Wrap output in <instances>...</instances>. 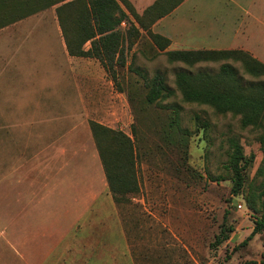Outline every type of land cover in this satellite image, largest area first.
Segmentation results:
<instances>
[{
    "label": "rangeland",
    "instance_id": "rangeland-1",
    "mask_svg": "<svg viewBox=\"0 0 264 264\" xmlns=\"http://www.w3.org/2000/svg\"><path fill=\"white\" fill-rule=\"evenodd\" d=\"M223 7L211 9L223 11ZM232 8L237 9L235 13L241 20H250V41L256 46L262 44L264 31L259 21L246 18L240 7ZM184 13L183 16L181 10L179 19L171 21L167 34L154 28L160 18L144 28L131 17L140 33L130 37L131 46L126 35L129 24L123 23L120 30L125 37L126 63L121 66L115 62L112 71H107L96 57L62 59L59 45L56 90L59 95L74 94L80 99L74 103L78 111L75 120L84 140H88L85 129L89 128L97 148L91 128V122L96 121L124 131L133 143V175L129 190L118 192L119 209L109 206L111 200L104 202L105 208L91 212L89 231L77 230L78 237L83 233L91 241L100 240L99 246H91L94 252L104 249L100 261L90 257L89 264H264V229L244 242L260 214L249 207L248 200L259 195L264 182V125L243 126L240 115L218 113L211 106L185 101L177 88L176 73H217L221 64L229 61L244 82L258 79L246 74L238 61H202L189 66L169 61L165 53L174 49H242L264 62V48L256 55L240 44L226 41L237 32L232 28L223 30L224 23L213 29L211 42L201 40V36L210 35L195 29L200 18L192 11ZM198 25L208 26L204 22ZM58 33L59 38L63 37L60 25ZM153 33L168 38L170 43L161 48ZM245 35L238 33L237 37L243 40ZM85 46L88 48L90 42ZM157 72L164 74L167 86L176 92L150 103L147 84ZM44 89L36 85L34 94L40 97ZM3 104L0 95V163L8 153L16 157L21 152L31 157L34 150L27 148L25 135L13 130L25 119L3 117ZM27 104L28 113L34 103ZM175 118L178 126L173 124ZM17 142L22 143L21 147ZM235 143L242 147L244 155V184L236 194L232 192L231 166ZM255 203L259 207L257 199ZM225 234L229 238L220 241ZM62 248L57 249V264H88L82 257H73L77 261L72 263L70 252L65 250L68 253L63 256ZM6 252L0 245V257H6Z\"/></svg>",
    "mask_w": 264,
    "mask_h": 264
},
{
    "label": "crops",
    "instance_id": "crops-1",
    "mask_svg": "<svg viewBox=\"0 0 264 264\" xmlns=\"http://www.w3.org/2000/svg\"><path fill=\"white\" fill-rule=\"evenodd\" d=\"M19 1L22 0H0V23L9 21L0 24V95L3 117L25 119L13 130L25 135L27 148L34 152L31 157L21 152L16 157L4 154L0 163V245L7 251L0 263L57 264L58 247H63V256L70 252L72 263L77 261L73 257H82L83 263L87 258L88 264L90 257L100 261L104 249L95 253L91 248L99 246L100 240L91 241L83 233L78 237L77 230L89 231L91 212L105 208L104 202L111 200L109 206L119 208L90 130L85 129L88 140H84L75 120L78 111L74 103L80 99L74 94L59 95L56 90L59 45L62 59L73 55L69 54L64 37L59 38L56 5L19 18V11L8 8ZM129 1L142 14L156 0ZM218 5L224 10L211 9ZM232 7H240L246 18L258 20L264 31V0H182L154 28L167 34L171 21L179 19L181 10L183 16L184 11H192L200 18L196 24L208 25H195L196 30L210 35L201 36V40L211 42L213 29L224 23L223 30L232 28L237 32L226 41L240 44L256 55L262 53L264 39L263 45H254L250 41V20H241ZM238 33L246 34L242 37L245 39L240 40ZM36 85H43L46 90L40 97L34 94ZM28 102L34 104L27 113ZM18 143L21 147L22 143Z\"/></svg>",
    "mask_w": 264,
    "mask_h": 264
},
{
    "label": "trees",
    "instance_id": "trees-1",
    "mask_svg": "<svg viewBox=\"0 0 264 264\" xmlns=\"http://www.w3.org/2000/svg\"><path fill=\"white\" fill-rule=\"evenodd\" d=\"M181 1L156 0L142 14L137 12L129 0H22L19 1L20 4L8 8L14 12L19 11L16 16L20 18L56 5L59 25L69 54L96 57L107 71H112L115 62L121 66L126 63L123 46L125 37L120 30L123 23L129 24L126 35L131 46L130 37L135 33L140 34L131 15L146 28L148 24L152 25L157 19L171 12ZM145 18L149 20L146 23ZM7 22L9 21L0 24ZM152 35L161 48L170 43L169 39L161 34ZM87 42H90L88 48L85 47ZM165 53L169 61H180L189 66L202 61L240 62L244 72L258 80L244 82L235 66L226 61L221 64L217 73L178 71L177 88L187 102L211 106L218 113L240 115L243 126L264 125V62L242 49H174ZM147 85L149 88L147 100L150 103L164 100L176 92L167 86L164 74L159 72L149 79ZM173 124L179 125L177 118L173 120ZM91 128L109 188L118 204L120 200L118 192L129 190V179L133 175L131 137L122 130L113 129L96 121L91 122ZM243 157L242 147L235 143L231 163L234 194L238 193L244 184L241 165ZM254 199L258 200L259 207ZM248 203L251 209L259 210L260 214L256 215L255 227L244 242L264 229V182L259 195L254 194ZM227 238L229 234L223 235L220 241Z\"/></svg>",
    "mask_w": 264,
    "mask_h": 264
},
{
    "label": "built area",
    "instance_id": "built-area-1",
    "mask_svg": "<svg viewBox=\"0 0 264 264\" xmlns=\"http://www.w3.org/2000/svg\"><path fill=\"white\" fill-rule=\"evenodd\" d=\"M238 207L241 208V207H242V204L239 203V204H238Z\"/></svg>",
    "mask_w": 264,
    "mask_h": 264
}]
</instances>
